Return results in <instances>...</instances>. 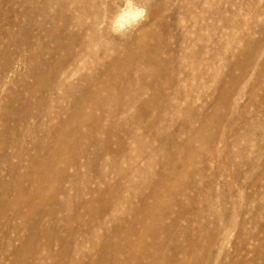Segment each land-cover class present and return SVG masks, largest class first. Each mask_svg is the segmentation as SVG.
<instances>
[{"label": "rangeland", "instance_id": "rangeland-1", "mask_svg": "<svg viewBox=\"0 0 264 264\" xmlns=\"http://www.w3.org/2000/svg\"><path fill=\"white\" fill-rule=\"evenodd\" d=\"M0 0V264H264V0Z\"/></svg>", "mask_w": 264, "mask_h": 264}, {"label": "clouds", "instance_id": "clouds-1", "mask_svg": "<svg viewBox=\"0 0 264 264\" xmlns=\"http://www.w3.org/2000/svg\"><path fill=\"white\" fill-rule=\"evenodd\" d=\"M151 0H123L107 21L109 31L121 39L135 32L148 19Z\"/></svg>", "mask_w": 264, "mask_h": 264}]
</instances>
